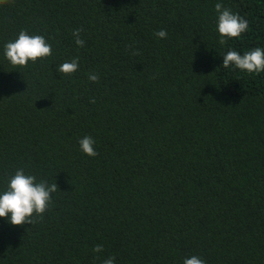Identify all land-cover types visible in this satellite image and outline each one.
I'll return each instance as SVG.
<instances>
[{
    "label": "trees",
    "instance_id": "obj_1",
    "mask_svg": "<svg viewBox=\"0 0 264 264\" xmlns=\"http://www.w3.org/2000/svg\"><path fill=\"white\" fill-rule=\"evenodd\" d=\"M217 2L249 23L223 46ZM22 30L52 55L14 67ZM258 47L264 0L0 4V193L20 169L58 186L32 224L0 218V264H264V72L222 67Z\"/></svg>",
    "mask_w": 264,
    "mask_h": 264
},
{
    "label": "clouds",
    "instance_id": "obj_2",
    "mask_svg": "<svg viewBox=\"0 0 264 264\" xmlns=\"http://www.w3.org/2000/svg\"><path fill=\"white\" fill-rule=\"evenodd\" d=\"M9 0H0V4H7ZM215 10L218 13V33L220 39L218 43L223 46L227 44L228 39L239 38L249 28L246 19L238 14H233L231 10L224 7L223 3L217 2ZM82 29L73 31V36L78 47H84L85 41L80 38ZM157 37L164 39L167 37L165 30L154 33ZM5 57L14 67H26L31 61L35 63L52 55V46L41 35H29L27 31L22 30L15 41L9 42L5 46ZM247 73L259 74L264 72V49L255 48L241 55L239 52L229 50L223 55L222 67L227 69L230 66ZM79 58H74L70 62H64L58 66L57 71L60 74L70 75L78 71ZM91 82H98L97 74H89ZM95 102L94 100L92 101ZM81 150L90 157H96L98 152L95 150V141L90 136H85L79 141ZM58 190L56 183L49 184L47 181L37 182L36 177L26 175L20 169L10 179L8 189L0 193V218L9 219L13 226H24L32 224L34 216L42 217L47 211L52 194ZM94 252H103L102 245H97ZM103 264H115V258L109 257ZM183 264H205V261L192 256L186 258Z\"/></svg>",
    "mask_w": 264,
    "mask_h": 264
}]
</instances>
